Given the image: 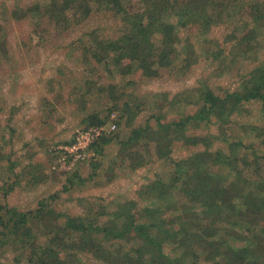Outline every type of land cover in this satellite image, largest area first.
Returning <instances> with one entry per match:
<instances>
[{
	"label": "trees",
	"instance_id": "trees-1",
	"mask_svg": "<svg viewBox=\"0 0 264 264\" xmlns=\"http://www.w3.org/2000/svg\"><path fill=\"white\" fill-rule=\"evenodd\" d=\"M93 8L107 9L125 26L115 41L101 38L96 30L85 34L94 61L105 72L122 76L140 72L156 78L160 69L173 67L181 59L180 30L195 29L205 38L213 28L228 25L235 56L240 57L252 51L251 42L264 32V0H138L136 8L121 0H44L12 10L11 17L46 16L79 24ZM113 88L108 84L100 90L111 94ZM202 91V105L194 115L148 128V143L158 157L168 156L165 147L172 139L203 150L173 162L166 180L146 186L140 194L144 206L125 200L110 213L70 217L56 213L47 202L28 212L0 205V259L10 247L18 253L14 264H83L84 255L93 264H264V156L250 150L249 158L239 151L248 146L226 139L220 140L225 148L213 150L209 136L186 135L194 123L226 124L244 102L264 105V63L249 73L240 91L224 97ZM124 107L130 119L137 115L128 103ZM89 121V126L118 125L116 119ZM143 133L134 129L125 142L119 140V152L135 146ZM110 143L104 135L93 147L101 154ZM121 155L131 170L144 162L137 153ZM251 166L253 174H244ZM229 174L233 180L225 185Z\"/></svg>",
	"mask_w": 264,
	"mask_h": 264
},
{
	"label": "rangeland",
	"instance_id": "rangeland-1",
	"mask_svg": "<svg viewBox=\"0 0 264 264\" xmlns=\"http://www.w3.org/2000/svg\"><path fill=\"white\" fill-rule=\"evenodd\" d=\"M37 1L44 3L0 0V205L18 211H34L47 202L56 213L92 217L114 211L125 200L144 206L140 194L146 186L166 180L173 162L203 150L200 145L189 147L172 139L165 147L168 156L158 157L153 143H148V128L155 130L158 121L168 123L178 121L180 115H194L202 105L200 95L205 88L220 97L240 91L249 73L264 63L263 31L251 42L252 51L240 57L235 56L230 41L232 28L221 25L205 38L195 29L180 30L181 59L173 67L160 69L156 78H146L140 72L109 74L90 56L85 34L96 30L101 38L115 41L125 28L122 22L107 9L94 8L79 24L46 16L12 19V10L25 9ZM121 2L138 6V0ZM108 84L115 86L111 94L100 90ZM125 103L136 111L133 119ZM112 115L118 125L106 133L111 143L101 154L92 145L88 157L72 170L57 168L56 146L87 128L91 117L109 122ZM134 129L144 130L142 137L135 146L119 152L118 141L125 142ZM186 135L209 136L213 150L225 148L220 140L226 139L248 146L239 151L249 158L250 150L264 156V105L254 100L244 102L226 124L219 126L213 120L194 123ZM122 153H137L144 161L142 166L131 170L121 161ZM253 171L251 166L244 174L249 176ZM225 179L222 183L230 184L232 174ZM16 255L8 247L0 261L14 264ZM82 260L83 264L94 262L86 255Z\"/></svg>",
	"mask_w": 264,
	"mask_h": 264
},
{
	"label": "built area",
	"instance_id": "built-area-1",
	"mask_svg": "<svg viewBox=\"0 0 264 264\" xmlns=\"http://www.w3.org/2000/svg\"><path fill=\"white\" fill-rule=\"evenodd\" d=\"M111 117L113 120L114 115ZM115 128L116 125L110 123L108 126L92 125L77 131L68 142L53 149L54 155L57 156V162L60 164L59 167H56L65 171L72 170L79 162L88 157V150L99 138L106 135L107 132H113Z\"/></svg>",
	"mask_w": 264,
	"mask_h": 264
}]
</instances>
